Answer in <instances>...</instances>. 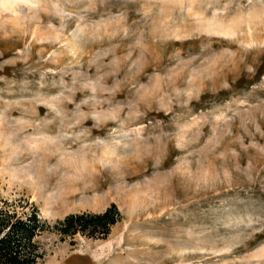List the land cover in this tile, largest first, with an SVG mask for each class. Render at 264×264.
<instances>
[{
	"label": "rangeland",
	"instance_id": "obj_1",
	"mask_svg": "<svg viewBox=\"0 0 264 264\" xmlns=\"http://www.w3.org/2000/svg\"><path fill=\"white\" fill-rule=\"evenodd\" d=\"M0 201L39 264H264V0H0Z\"/></svg>",
	"mask_w": 264,
	"mask_h": 264
},
{
	"label": "trees",
	"instance_id": "obj_2",
	"mask_svg": "<svg viewBox=\"0 0 264 264\" xmlns=\"http://www.w3.org/2000/svg\"><path fill=\"white\" fill-rule=\"evenodd\" d=\"M120 214L114 204L102 213L69 214L54 225L58 235L74 237L81 234L89 238L105 239L110 228L118 222ZM45 222L36 213L23 220L0 201V264H39L42 253L34 240Z\"/></svg>",
	"mask_w": 264,
	"mask_h": 264
},
{
	"label": "bare ground",
	"instance_id": "obj_3",
	"mask_svg": "<svg viewBox=\"0 0 264 264\" xmlns=\"http://www.w3.org/2000/svg\"><path fill=\"white\" fill-rule=\"evenodd\" d=\"M107 154V153H106ZM89 182V181H88ZM84 183V185L85 184H89V183ZM74 185H72V186H70L69 188H67V189H69V190H73L74 189ZM135 196L134 195H126L125 197H124V202L126 203V204H128V206H131L132 208H134L135 206H136V199L134 198ZM110 199H113L112 198V194L110 193V192H106V195H101V196H96L94 199H93V201H92V203H91V205L93 206V207H104V205L110 200ZM49 202L46 200L45 201V203H44V210H43V212L42 213H44L45 215H47V214H49L50 213V210H49Z\"/></svg>",
	"mask_w": 264,
	"mask_h": 264
}]
</instances>
